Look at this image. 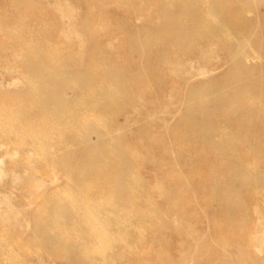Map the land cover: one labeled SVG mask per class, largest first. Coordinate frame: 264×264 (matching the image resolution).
Returning a JSON list of instances; mask_svg holds the SVG:
<instances>
[{"label":"bare ground","instance_id":"1","mask_svg":"<svg viewBox=\"0 0 264 264\" xmlns=\"http://www.w3.org/2000/svg\"><path fill=\"white\" fill-rule=\"evenodd\" d=\"M0 264H264V0H0Z\"/></svg>","mask_w":264,"mask_h":264},{"label":"rangeland","instance_id":"2","mask_svg":"<svg viewBox=\"0 0 264 264\" xmlns=\"http://www.w3.org/2000/svg\"><path fill=\"white\" fill-rule=\"evenodd\" d=\"M222 69L221 68H218V69H216V72H220Z\"/></svg>","mask_w":264,"mask_h":264}]
</instances>
